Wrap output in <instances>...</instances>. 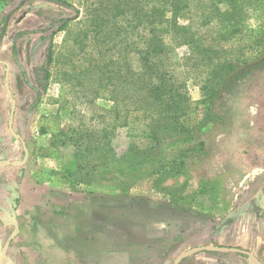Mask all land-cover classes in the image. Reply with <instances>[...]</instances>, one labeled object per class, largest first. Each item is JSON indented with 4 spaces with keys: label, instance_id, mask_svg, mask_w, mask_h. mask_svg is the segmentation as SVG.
Returning <instances> with one entry per match:
<instances>
[{
    "label": "rangeland",
    "instance_id": "obj_1",
    "mask_svg": "<svg viewBox=\"0 0 264 264\" xmlns=\"http://www.w3.org/2000/svg\"><path fill=\"white\" fill-rule=\"evenodd\" d=\"M83 1L0 0V264H171L264 201V0H202L224 17L206 48L163 35L176 122H144L126 89L142 69L123 33L146 45L147 0ZM85 55L112 58L115 96L95 71L55 73Z\"/></svg>",
    "mask_w": 264,
    "mask_h": 264
},
{
    "label": "trees",
    "instance_id": "obj_2",
    "mask_svg": "<svg viewBox=\"0 0 264 264\" xmlns=\"http://www.w3.org/2000/svg\"><path fill=\"white\" fill-rule=\"evenodd\" d=\"M95 2V1H93ZM118 3H122L118 1ZM68 4V3H67ZM83 5L88 7L91 5V0H84ZM72 6V5H69ZM88 9V8H87ZM79 13V9H75ZM194 11L196 20L195 26L181 24L178 20L183 15ZM170 14L167 20L165 19V14ZM221 10L217 12L208 11L207 7L203 5L202 0H147V43L146 45L138 44L134 40L128 39L127 33H123L124 36L130 41V51L136 52L138 57V62H141L142 69L141 72H135L130 67L126 72L131 74L130 84L131 86L126 87L128 89L130 96L132 97V104L135 105V109L140 110L141 113L138 117H143L144 122H147V115L154 118L160 119L159 121H172L176 122L178 117V112H174V105L176 99L180 96V91L175 88L174 84L167 79L168 73L166 71L159 72L157 71L158 67H164L169 64V61L172 59L169 57L170 49L172 46L166 45L162 37L168 30H172L174 33L173 44L176 43H189L195 44L200 43L201 48L204 47L205 41H200L199 31L201 27L209 23L211 18H218L219 20L224 19ZM66 19V18H65ZM92 25L96 23V20L93 18L88 20ZM163 22H166V26H162ZM94 40V37H91ZM120 40V39H119ZM123 38L121 39V41ZM74 44L81 43L82 49L83 38L81 37L78 41H73ZM104 45L100 43L96 46V52L98 57L102 56L103 53L107 50L103 47ZM169 46V48H168ZM80 61L79 65H73L72 73L64 71V66L55 69V73H61L62 76H71V79L68 82H71L74 79H79L78 77L88 76L89 73L95 71L96 78L93 77V81H96L97 86L101 90H106L109 83H112V80L106 71L109 69V66H112L114 63L112 58L107 61L103 60L102 63L97 61L94 62V58L90 57L88 59ZM71 59V58H70ZM102 64V65H101ZM78 72V73H77ZM222 75L216 76L215 79L219 80L222 78ZM121 78V76H119ZM117 79V78H116ZM127 83L126 78L124 77L123 85ZM72 84V82L70 83ZM85 84V83H84ZM91 85V84H88ZM214 86H217L215 83L211 88L214 89ZM122 88V86H121ZM108 93L112 96L117 94V91L114 89H107ZM147 103L148 106H147ZM166 104V106H163ZM163 106V107H162ZM174 112V113H173ZM177 126V125H174ZM258 202H253V209L255 211V216H259L262 213V209L259 207ZM232 218H227L224 221L225 223H230ZM202 252H212V251H202Z\"/></svg>",
    "mask_w": 264,
    "mask_h": 264
},
{
    "label": "crops",
    "instance_id": "obj_3",
    "mask_svg": "<svg viewBox=\"0 0 264 264\" xmlns=\"http://www.w3.org/2000/svg\"><path fill=\"white\" fill-rule=\"evenodd\" d=\"M262 213L248 210L239 213L230 223H225L220 232L213 236L212 245L235 247L246 250L250 255L240 252H198V260H208L207 264H264V201L258 202Z\"/></svg>",
    "mask_w": 264,
    "mask_h": 264
},
{
    "label": "water",
    "instance_id": "obj_4",
    "mask_svg": "<svg viewBox=\"0 0 264 264\" xmlns=\"http://www.w3.org/2000/svg\"><path fill=\"white\" fill-rule=\"evenodd\" d=\"M13 103V107L14 108V100L12 101ZM12 118V115H11ZM201 251H223V252H240V253H245V254H249L248 251L246 250H242L239 248H235V247H222V246H216V245H201V246H196V247H192L190 249H187L185 251H182L179 255H177L175 257V259L173 260V262L171 264H179L183 259L194 255L198 252ZM259 264H262L261 262H259Z\"/></svg>",
    "mask_w": 264,
    "mask_h": 264
}]
</instances>
